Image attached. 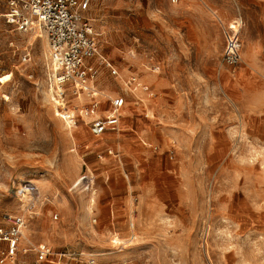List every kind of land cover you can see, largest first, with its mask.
I'll return each instance as SVG.
<instances>
[{"label":"rangeland","instance_id":"374dc122","mask_svg":"<svg viewBox=\"0 0 264 264\" xmlns=\"http://www.w3.org/2000/svg\"><path fill=\"white\" fill-rule=\"evenodd\" d=\"M89 1L117 69L98 85L128 101L125 132L103 142L56 115L47 38L0 0V224L24 214L22 246L74 253L65 264H264V0ZM237 18L233 74L223 30Z\"/></svg>","mask_w":264,"mask_h":264},{"label":"built area","instance_id":"2783aa9c","mask_svg":"<svg viewBox=\"0 0 264 264\" xmlns=\"http://www.w3.org/2000/svg\"><path fill=\"white\" fill-rule=\"evenodd\" d=\"M2 2L6 16L17 30L24 32L39 30L47 38L51 63L49 92L56 115L68 127H78L82 121H87L91 134L96 137L107 131L117 133L126 100L122 95L108 97L110 106L105 109V114L101 113L98 76L104 69L115 75L117 69L113 61L102 53L98 34L91 18L86 14L90 1L2 0ZM241 27L242 19L237 18L223 30L222 61L231 68L233 74L237 72L242 62ZM136 79V76H130L126 86H132ZM141 89L149 96L154 95L147 86H142ZM80 95H85L88 101L81 106L72 107L70 99ZM106 152L108 155H117L112 148H108ZM98 156L101 157L102 154ZM82 181L86 188L93 190V178L90 173H84L79 179V182ZM54 218L57 219L58 214H54ZM93 221L95 222L96 218ZM26 222L25 215L17 213L6 216L5 223L0 224V264H15L21 252L34 253L31 264H54L66 254L74 255L63 250L55 251L47 242H30L31 246L23 247L22 242L25 239L23 230ZM130 226H133L132 222ZM117 241L118 238H114L113 242ZM93 263L94 259H91L89 264Z\"/></svg>","mask_w":264,"mask_h":264},{"label":"crops","instance_id":"0c3cea01","mask_svg":"<svg viewBox=\"0 0 264 264\" xmlns=\"http://www.w3.org/2000/svg\"><path fill=\"white\" fill-rule=\"evenodd\" d=\"M240 3H241V7H245V6H251V7H254L255 5H260V1L259 0H240ZM223 49H224V46H223ZM105 70H107V69H104L101 73H100V75L98 76V79H97V86H98V88L100 89V87H99V85H98V83L100 82V79H101V77L103 76V74L105 73L104 71ZM137 83V82H136ZM135 84V83H134ZM101 92H102V94H101ZM111 96L110 94H107V93H104L103 92V90L102 89H100V96H99V99L101 100V107H102V111H101V113H106V108H108L109 106H110V102H109V100H108V98L107 97H105V96ZM115 96H117V95H115ZM122 96H124V95H122ZM125 97V100H126V103H125V105H124V107H123V109H122V116H121V120H122V118H123V115H124V112H123V110H124V108H125V106L127 105V99H126V95L124 96ZM72 101L75 103V102H77V103H79V105L81 106V105H83L84 103H86L87 101H88V99L85 97V95H80L79 97H72L71 99H70V103H72ZM78 105V104H77ZM86 120H88V119H86ZM121 120H120V123H121ZM87 122V121H86ZM86 122H81L80 123V125L78 126V127H85V128H87L88 130H89V128H88V125L86 124ZM119 126H120V124H119ZM120 131H122V130H120V128H119V131L118 132H120ZM89 132H90V130H89ZM122 132H125V130H123ZM91 133V132H90ZM113 134H115V132L114 131H107L105 134H103L102 136H100V137H96V136H94V135H92L93 137H95L96 139H101L102 140V142L105 140V139H111V137H114V135ZM143 142V144H145L146 142L145 141H142ZM104 145V144H103ZM112 147V145H106V150L108 149V148H111ZM105 150V151H106ZM108 156H110L111 157V155H108ZM112 201V200H111ZM114 212V209H113V205L112 206H110V208H109V216L108 217H112V213ZM60 250H63V249H60ZM60 250H58V251H60ZM63 251H65V252H68L67 250H63ZM33 253V252H32ZM30 254V253H29ZM33 255V259H34V253L32 254ZM33 259H32V261H33ZM58 259V258H57ZM66 260H71V261H74V260H76V258H75V256H70V255H64V256H62V257H60L57 261H56V263H54V264H65V261ZM31 261V260H30ZM31 261V262H32ZM31 262H30V264H31Z\"/></svg>","mask_w":264,"mask_h":264},{"label":"bare ground","instance_id":"6f19581e","mask_svg":"<svg viewBox=\"0 0 264 264\" xmlns=\"http://www.w3.org/2000/svg\"><path fill=\"white\" fill-rule=\"evenodd\" d=\"M41 36H44V38H45V40H46V37H45V35L43 34V32L42 31H39V30H33V35H32V38L31 39H35L36 37H41ZM48 52V51H47ZM46 54H48V53H46ZM127 83V82H126ZM136 83V82H135ZM104 92V91H103ZM101 94H102V92H101ZM47 97H48V94H47ZM126 113H128V111H124V114H126ZM69 128H74V127H69ZM76 151V150H75ZM116 156V155H115ZM85 208V207H84ZM26 228V227H25ZM24 228V229H25ZM23 232H24V230H23ZM25 234V233H24ZM24 237H25V235H24ZM115 237H116V235H115ZM118 239H119V237H117Z\"/></svg>","mask_w":264,"mask_h":264}]
</instances>
